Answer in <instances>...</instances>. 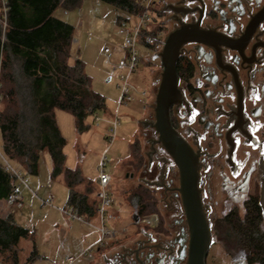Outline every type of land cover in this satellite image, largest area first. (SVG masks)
<instances>
[{
  "label": "flooded vegetation",
  "instance_id": "obj_1",
  "mask_svg": "<svg viewBox=\"0 0 264 264\" xmlns=\"http://www.w3.org/2000/svg\"><path fill=\"white\" fill-rule=\"evenodd\" d=\"M168 4L181 12L175 15L165 10ZM168 4L161 15L164 26L167 21L172 25L171 31L181 23L200 21L202 31L212 32L210 44L188 43L182 48L177 65L182 100L171 108V122L198 155V187L213 236L217 227H226L225 218L233 212L245 216L258 187L260 197L264 178V0H174ZM150 130L146 143H160L156 129ZM155 149L150 165L143 169L151 173L159 169L158 178L147 181L144 176L139 185L159 202L157 224L150 228L146 218L141 219L138 239L122 243L117 250L113 245L119 240L112 239L108 249L114 248L113 252L103 264H187L190 232L178 192L180 173L177 180L171 175L179 169L163 156L153 168L156 157L166 153L161 144ZM213 192L222 198L216 201ZM220 239L231 264H251L245 250L228 249L226 237Z\"/></svg>",
  "mask_w": 264,
  "mask_h": 264
},
{
  "label": "rangeland",
  "instance_id": "obj_2",
  "mask_svg": "<svg viewBox=\"0 0 264 264\" xmlns=\"http://www.w3.org/2000/svg\"><path fill=\"white\" fill-rule=\"evenodd\" d=\"M171 1L174 0H165L160 9L162 10L164 5ZM156 8L159 9V4ZM54 15L75 28L73 56L70 64L73 65L77 57L81 59L85 64V72L91 79L92 89L106 98L107 111L100 110L90 117L87 121L90 128L83 133L77 131L72 114L61 110H56L55 114L58 126L67 141L66 165L71 169L80 168L83 175L95 183L92 199H96L100 191L98 181L101 162L103 158H106L104 172L112 177L107 192L113 197V205L107 211L104 221L106 230L113 232L114 236L107 237L103 243L113 244V240L117 238L119 241L113 245L117 246L114 247L117 250L122 243L135 240L138 234V229H134L135 212L127 202L128 192L134 190L139 185V179L144 176L147 181L158 178L156 172L159 169L151 173L147 170L148 168H142L135 173L134 168L128 164L130 147L135 143L140 144L144 166L151 163L149 157V153L152 152L151 144L146 143V135H151L152 130L145 128L142 122L155 120L156 95L160 73H162L161 62L154 50L144 47L141 43L138 45L141 61L131 75L130 82L139 91H146L147 96L146 98L134 96V100L129 105L119 108L121 99L119 77L127 75V70L122 66L127 57L124 43L128 32L138 21L137 17L117 11L113 6L97 0H83L80 8L69 12L58 8ZM118 17L127 20L126 27L122 25L124 21L121 24L118 22ZM166 18L168 20V15ZM157 20L155 27H151L154 30L157 27L161 28L165 22L160 13ZM166 25L169 28L165 29ZM165 26L163 24L168 34L172 25L167 21ZM106 49L108 53L105 52ZM116 114L119 115L120 122L116 139L110 143L107 137L110 135V129L114 127L112 116ZM96 116L99 118L97 122ZM2 144L0 135V154H3ZM162 156L171 162L173 160L167 152L161 153L156 157L153 168L160 163ZM9 162L15 169L26 174L16 163L10 160ZM51 172L52 162L45 151L40 157L39 174L37 176L26 174L31 191L24 192L23 207L13 212L6 202L0 201V216L7 218L11 215L15 224L30 230V237L19 243L18 264H68V257H78L91 247L94 248L92 260L84 258L75 264H93L91 262L99 257L97 248L101 241V234L98 228L102 225L103 219L98 210L95 218H85L84 221L65 214L64 211L68 210L70 191L62 177L52 180ZM178 173L176 171L171 175L173 174L172 177L174 176L177 180ZM145 184L147 187L150 185L148 182ZM256 193L259 194V187ZM213 194L216 201L222 198L217 192ZM51 197L53 200L49 203ZM160 208L163 212L165 211L163 206ZM211 214L214 215V210ZM240 214L244 215L243 210H240ZM212 237L214 245L210 249L208 264H231L229 256L220 243L221 237L217 231ZM101 243L99 245L103 246ZM35 247L38 251L36 256H34ZM2 261L0 256V264H4Z\"/></svg>",
  "mask_w": 264,
  "mask_h": 264
},
{
  "label": "trees",
  "instance_id": "obj_3",
  "mask_svg": "<svg viewBox=\"0 0 264 264\" xmlns=\"http://www.w3.org/2000/svg\"><path fill=\"white\" fill-rule=\"evenodd\" d=\"M117 11L136 16L139 0H97ZM83 0H0V135L3 155L26 174L37 176L40 157L47 152L52 162V180L64 179L70 191L67 208L83 220L97 215L95 187L80 168H68L63 136L56 110L72 114L79 133L89 130L87 121L98 111H107L106 98L92 89L85 64L76 58L73 65L75 28L55 17L58 8L69 12ZM158 13V12H157ZM123 20L118 17L121 24ZM128 166L137 173L144 166L139 143L132 144ZM15 185L13 176L0 162V201L6 200ZM84 188L82 189V187ZM259 194L248 203L244 217L236 212L225 218L227 248H241L251 264H264V212ZM127 202L141 218L159 213V202L142 185L128 192ZM30 237V230L14 223L12 216L0 217V256L4 264H18V246ZM38 251L35 247V253ZM35 258V257H34Z\"/></svg>",
  "mask_w": 264,
  "mask_h": 264
},
{
  "label": "water",
  "instance_id": "obj_4",
  "mask_svg": "<svg viewBox=\"0 0 264 264\" xmlns=\"http://www.w3.org/2000/svg\"><path fill=\"white\" fill-rule=\"evenodd\" d=\"M165 10L174 11L175 15L181 12V9L171 4H168ZM211 35L212 32L200 29V21L190 25L181 23L179 29L168 33L166 45L163 51L158 54L162 74L156 95L155 120L142 122L145 128L156 129L159 135L158 142L160 143H150L152 150L149 153L150 162L152 155L156 153L155 145L161 144L179 169L180 187L178 192L190 232L187 264H207V256L213 241L198 187L200 182L198 155L173 129L171 108L175 104L181 103L182 100L177 65L183 46L188 43L210 44L209 37ZM260 205L264 211V178L260 192ZM134 223H141V218L136 213L134 214Z\"/></svg>",
  "mask_w": 264,
  "mask_h": 264
},
{
  "label": "built area",
  "instance_id": "obj_5",
  "mask_svg": "<svg viewBox=\"0 0 264 264\" xmlns=\"http://www.w3.org/2000/svg\"><path fill=\"white\" fill-rule=\"evenodd\" d=\"M164 3L165 0H139V4L141 6L142 11L138 15H136L138 21L135 24L134 28L128 32L124 43V47L127 51V57L122 66L127 70V75H121L119 77V88L121 90L119 108L129 105V103L134 100V96H140L142 98H146L147 96V92L139 91L130 82V78L131 75L136 71L141 61V54L138 48V45H140V43L144 47H148L154 50L156 54L161 53L166 45L168 31L164 30L163 24L161 28L157 27L155 30L151 28L153 26L155 27V25L158 23L157 16L159 15V13L161 15L160 6ZM157 4H159V9L156 8ZM126 22L127 21H124L122 23L124 27H126ZM105 52L108 53V49H106ZM95 120L97 122L99 121V118L96 116ZM119 122V115H113L112 124L114 125V127L110 129V135H108L107 137L110 143L116 139V132ZM0 159L3 168L13 176L15 181V185L12 188L11 194L6 199L8 207L14 212L23 207L24 192L28 190L31 191V188L29 186V179L27 175L24 174L22 171L15 169L3 154H0ZM105 159L103 158L101 162V172L98 181L100 187L98 213L103 219L102 225H100V227L98 228V231L101 234V241L98 243V245L101 242V244H103V241L107 237L112 235L114 236L113 232L106 230L104 221V217L107 211L113 205V197L107 192V187L112 182V177L104 172V167L106 165ZM52 200L53 198L51 197L49 203H52ZM64 213L72 216L73 218L78 219L79 221H84L82 218H79L76 215L72 214L70 209L65 210ZM144 222L149 224L151 227H154L157 224L156 217H148L144 220ZM84 258L92 260V247L89 248L86 252L79 255L78 257H68L67 262L68 264H75L77 261Z\"/></svg>",
  "mask_w": 264,
  "mask_h": 264
},
{
  "label": "crops",
  "instance_id": "obj_6",
  "mask_svg": "<svg viewBox=\"0 0 264 264\" xmlns=\"http://www.w3.org/2000/svg\"><path fill=\"white\" fill-rule=\"evenodd\" d=\"M163 10V9H162ZM162 10H161V12H162ZM50 157V156H49ZM51 159V158H50ZM3 202H6V200H1V203H3ZM157 215L155 214V215H153V216H150V217H156ZM1 218H5V217H2V216H0ZM139 228H140V224H136V226L134 227V229H138V233H139ZM150 228H152V227H150ZM134 229H132V230H134ZM138 237H139V235L137 234V237L135 238V240L136 239H138ZM105 243V242H104ZM128 243V242H127ZM108 244V242L107 243H105L103 246H100V245H98V248H97V252L99 253V257L95 260V261H93V262H91V263H93V264H103V261H104V259H105V257H107L108 255H110L112 252H113V249H108L107 248V245ZM94 249V248H93ZM105 249V250H104ZM88 250V249H87ZM86 252V251H85Z\"/></svg>",
  "mask_w": 264,
  "mask_h": 264
}]
</instances>
